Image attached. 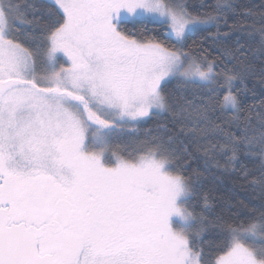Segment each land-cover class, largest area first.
Segmentation results:
<instances>
[{"label":"snow or ice","instance_id":"snow-or-ice-1","mask_svg":"<svg viewBox=\"0 0 264 264\" xmlns=\"http://www.w3.org/2000/svg\"><path fill=\"white\" fill-rule=\"evenodd\" d=\"M256 77L264 0H0V264H264ZM225 174L259 204L215 214Z\"/></svg>","mask_w":264,"mask_h":264},{"label":"trees","instance_id":"trees-1","mask_svg":"<svg viewBox=\"0 0 264 264\" xmlns=\"http://www.w3.org/2000/svg\"><path fill=\"white\" fill-rule=\"evenodd\" d=\"M39 2V0H37ZM190 6H199L201 3L211 4L214 0H186ZM241 4H259L261 0H238ZM215 32V29L212 30ZM193 41H198L203 48L207 49L211 56L219 55V51L213 44V39L208 32H197L188 41L189 45L193 44ZM211 58V57H210ZM176 83L173 82L168 85V92L175 93ZM248 87L254 89L256 92V97H253L252 93L246 94V103L257 102L261 97L259 93L264 89V83H261L258 77L254 78L249 82ZM163 118H153L147 123L143 124L135 136L126 137L124 140H117L115 143L119 145L121 149L128 148L131 150L135 145L134 140H143L149 131L155 134V129L158 125L165 123ZM171 127V125H169ZM195 167V163L192 165ZM203 193L210 195L212 198L213 206L215 208V214L224 215L230 217L233 215L242 216L249 208L255 207L259 204V200L256 196L246 187L243 186V182L236 179L233 176L227 174L217 177L213 180L211 177L205 178V183L203 187ZM244 206H247L245 208ZM213 239V233L211 229L205 234L204 240L211 241Z\"/></svg>","mask_w":264,"mask_h":264}]
</instances>
